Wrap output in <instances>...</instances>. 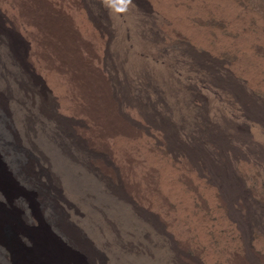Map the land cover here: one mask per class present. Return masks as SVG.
<instances>
[{
	"label": "rangeland",
	"instance_id": "rangeland-1",
	"mask_svg": "<svg viewBox=\"0 0 264 264\" xmlns=\"http://www.w3.org/2000/svg\"><path fill=\"white\" fill-rule=\"evenodd\" d=\"M146 1L152 10L142 23L130 5L124 13L117 11L123 6L116 1L109 6L115 18L112 35L123 40L110 46V63L117 69L128 60L129 94L145 105L141 108L149 118L144 123L148 130L138 132L144 144L126 142L136 162L126 174L127 185L114 182L117 192L109 189L86 166L88 158L61 153L60 147L72 148L69 143L47 141L46 127L29 125L36 132H28L24 109L13 101L19 99L14 87L9 85V101L2 97L1 83H11L8 75L0 78V146L9 159L0 157L11 171L13 164L28 162L21 148L32 155L28 160H46L82 214L73 223L89 233L110 264H264V0H182L192 32L172 19L158 20L155 5ZM4 61L0 53L1 66ZM128 113L141 117L132 108ZM145 145L158 153L156 160ZM122 155L117 150L115 160L124 162ZM159 164L176 170L183 165L193 178L202 196L181 183L192 208L182 196L163 190L167 182ZM153 166L158 172L151 187L144 173ZM133 180L139 192L131 190ZM119 242L131 249L123 252Z\"/></svg>",
	"mask_w": 264,
	"mask_h": 264
},
{
	"label": "bare ground",
	"instance_id": "bare-ground-1",
	"mask_svg": "<svg viewBox=\"0 0 264 264\" xmlns=\"http://www.w3.org/2000/svg\"><path fill=\"white\" fill-rule=\"evenodd\" d=\"M115 1L0 0V53L6 63L0 65V78L2 80L8 75L11 81L9 84L4 81L1 83L2 97L9 101V85H12L19 98L13 101L24 109L23 119H26V123L22 125L28 126V132H32V135L36 132L35 128L29 125L41 126L44 129L46 127L47 141H52L56 145L61 144L59 146L69 143L72 148L65 145L60 147L63 151L60 152L64 156H72L73 153L79 152L85 159L88 158V161H84L88 165H85L113 191L121 184L127 185L126 174L132 171L136 163L127 147V140L131 139V142L136 143V147L137 143L144 144L142 141L144 137H140L141 134L138 132L146 130L144 123L149 121L148 115L141 108L143 104L133 101L129 94L132 85L128 83V76L125 74L128 60L123 65H118L117 69L116 65L110 63V46L116 41H123L112 35L114 21L111 19L113 12H109V6ZM181 1L150 2L158 11L154 10L159 14L156 16L157 19L159 16L164 21L172 19L179 22L184 27L183 30L188 32L192 30L188 21L189 12L187 14ZM202 1L213 0L192 2ZM129 5L136 20L139 19L138 22L141 23L152 10L146 0H131ZM160 18L158 20H161ZM121 46L119 49L122 50ZM131 108L140 114L141 119L128 113V109ZM0 111L2 112L1 106ZM153 137L159 143L158 137L154 135ZM1 147L0 155H3L5 160L9 159L8 153L5 154ZM146 147L148 155L155 152V149ZM19 150L24 157L23 161L28 162L22 165H19L21 162L13 164V171L7 165L9 163L5 164L0 157V264H110L106 255L97 250L101 247L91 239L89 233L80 231L73 223L78 217L81 218L82 214L77 210L78 205L75 206L76 203L73 204L69 200L68 194H64L65 190L63 191L57 176L49 171L47 161H39L35 156H33L35 159L28 160L32 155L24 152L26 149ZM117 150L125 155V157L122 155L124 162L115 160L117 158H114V153ZM155 155H151L152 159ZM182 166L179 167L180 170L172 169L166 164L159 166L158 169L167 182L162 189L165 191L170 189L173 196H182L188 208H192V200L190 205L191 198L187 197L189 194H185L186 192L182 193L181 183L193 189L194 194L201 193L195 185L196 182L191 176L186 175L187 171ZM156 168L150 167L149 171L144 173L148 175L146 182L151 187L157 182L153 176ZM133 181H129V184L135 183L136 179ZM114 182H117L118 186ZM132 187L131 189L129 185L127 186V194L130 189L133 192L140 191L139 187L133 185ZM206 196L204 195V198ZM200 200L205 205L203 197ZM109 228L114 229L112 226ZM115 230L117 229H114V232ZM201 234L204 236V233ZM118 244L123 252L131 249L129 243ZM6 252L9 253L8 258Z\"/></svg>",
	"mask_w": 264,
	"mask_h": 264
},
{
	"label": "clouds",
	"instance_id": "clouds-1",
	"mask_svg": "<svg viewBox=\"0 0 264 264\" xmlns=\"http://www.w3.org/2000/svg\"><path fill=\"white\" fill-rule=\"evenodd\" d=\"M116 2L123 6L117 9V11H120V12L125 11L127 9V6L131 4V0H116Z\"/></svg>",
	"mask_w": 264,
	"mask_h": 264
}]
</instances>
